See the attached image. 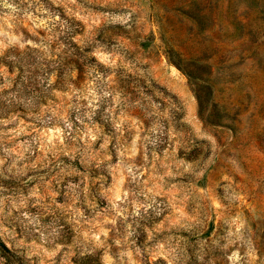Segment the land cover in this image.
Wrapping results in <instances>:
<instances>
[{
	"label": "rangeland",
	"instance_id": "1",
	"mask_svg": "<svg viewBox=\"0 0 264 264\" xmlns=\"http://www.w3.org/2000/svg\"><path fill=\"white\" fill-rule=\"evenodd\" d=\"M0 238L264 264V0H0Z\"/></svg>",
	"mask_w": 264,
	"mask_h": 264
},
{
	"label": "trees",
	"instance_id": "2",
	"mask_svg": "<svg viewBox=\"0 0 264 264\" xmlns=\"http://www.w3.org/2000/svg\"><path fill=\"white\" fill-rule=\"evenodd\" d=\"M14 254L11 252V249L7 244L0 238V263L10 264L13 262Z\"/></svg>",
	"mask_w": 264,
	"mask_h": 264
}]
</instances>
